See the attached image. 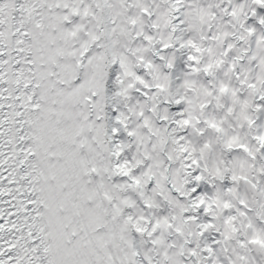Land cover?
Segmentation results:
<instances>
[{
	"label": "snow or ice",
	"instance_id": "6c2138e0",
	"mask_svg": "<svg viewBox=\"0 0 264 264\" xmlns=\"http://www.w3.org/2000/svg\"><path fill=\"white\" fill-rule=\"evenodd\" d=\"M0 264H264V0H0Z\"/></svg>",
	"mask_w": 264,
	"mask_h": 264
}]
</instances>
